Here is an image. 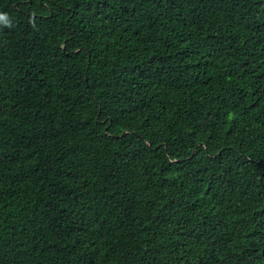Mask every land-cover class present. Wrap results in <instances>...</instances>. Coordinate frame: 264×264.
I'll list each match as a JSON object with an SVG mask.
<instances>
[{"label": "trees", "instance_id": "1", "mask_svg": "<svg viewBox=\"0 0 264 264\" xmlns=\"http://www.w3.org/2000/svg\"><path fill=\"white\" fill-rule=\"evenodd\" d=\"M0 13V264H264V0Z\"/></svg>", "mask_w": 264, "mask_h": 264}, {"label": "clouds", "instance_id": "2", "mask_svg": "<svg viewBox=\"0 0 264 264\" xmlns=\"http://www.w3.org/2000/svg\"><path fill=\"white\" fill-rule=\"evenodd\" d=\"M6 18V14L0 13V19Z\"/></svg>", "mask_w": 264, "mask_h": 264}]
</instances>
